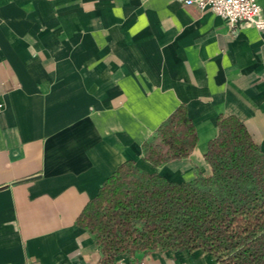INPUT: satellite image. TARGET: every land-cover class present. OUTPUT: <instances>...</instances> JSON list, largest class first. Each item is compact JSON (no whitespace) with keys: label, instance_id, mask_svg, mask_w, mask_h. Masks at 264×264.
Wrapping results in <instances>:
<instances>
[{"label":"crops","instance_id":"0c3cea01","mask_svg":"<svg viewBox=\"0 0 264 264\" xmlns=\"http://www.w3.org/2000/svg\"><path fill=\"white\" fill-rule=\"evenodd\" d=\"M182 105L194 148L145 161L143 143ZM227 116L264 150V29L178 0H0V264H98L76 219L102 183L125 161L178 183L210 175ZM215 261L183 249L114 264Z\"/></svg>","mask_w":264,"mask_h":264},{"label":"trees","instance_id":"16d2710c","mask_svg":"<svg viewBox=\"0 0 264 264\" xmlns=\"http://www.w3.org/2000/svg\"><path fill=\"white\" fill-rule=\"evenodd\" d=\"M205 158L211 174L174 182L125 161L76 219L96 240L98 264L136 251L202 249L215 264H264V150L236 117H219ZM197 141L179 106L143 143L154 165L186 157Z\"/></svg>","mask_w":264,"mask_h":264},{"label":"built area","instance_id":"2783aa9c","mask_svg":"<svg viewBox=\"0 0 264 264\" xmlns=\"http://www.w3.org/2000/svg\"><path fill=\"white\" fill-rule=\"evenodd\" d=\"M185 5H196L200 10H211L232 28L253 26L264 29V16L257 0H178Z\"/></svg>","mask_w":264,"mask_h":264}]
</instances>
